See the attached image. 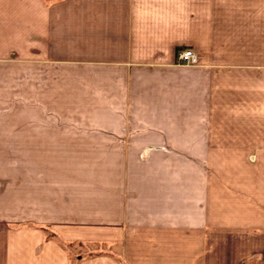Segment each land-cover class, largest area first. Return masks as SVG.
<instances>
[{"label":"crops","instance_id":"obj_1","mask_svg":"<svg viewBox=\"0 0 264 264\" xmlns=\"http://www.w3.org/2000/svg\"><path fill=\"white\" fill-rule=\"evenodd\" d=\"M0 264H264V0H0Z\"/></svg>","mask_w":264,"mask_h":264},{"label":"rangeland","instance_id":"obj_2","mask_svg":"<svg viewBox=\"0 0 264 264\" xmlns=\"http://www.w3.org/2000/svg\"><path fill=\"white\" fill-rule=\"evenodd\" d=\"M68 246V247H67ZM67 250L72 256V258L75 260L77 256L85 257L89 255H94V254H100V253H109L108 251H111V247L107 246H102V245H94V246H89L88 244H82V245H67ZM116 248H113L112 254L116 253ZM117 254L114 256L116 257Z\"/></svg>","mask_w":264,"mask_h":264},{"label":"built area","instance_id":"obj_3","mask_svg":"<svg viewBox=\"0 0 264 264\" xmlns=\"http://www.w3.org/2000/svg\"><path fill=\"white\" fill-rule=\"evenodd\" d=\"M176 62L180 65L195 66L198 63V58L193 50L180 49L176 55Z\"/></svg>","mask_w":264,"mask_h":264}]
</instances>
